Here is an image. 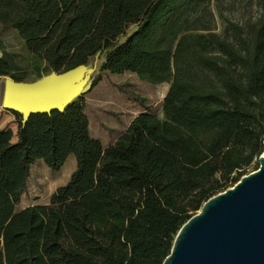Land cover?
<instances>
[{"label": "trees", "instance_id": "1", "mask_svg": "<svg viewBox=\"0 0 264 264\" xmlns=\"http://www.w3.org/2000/svg\"><path fill=\"white\" fill-rule=\"evenodd\" d=\"M103 52L102 72L170 84L162 116L143 112L105 148L83 96L26 126L13 112L18 141L0 127V264H164L183 225L264 154V0H0V79ZM71 156L50 203L17 212L32 167L59 172Z\"/></svg>", "mask_w": 264, "mask_h": 264}, {"label": "water", "instance_id": "2", "mask_svg": "<svg viewBox=\"0 0 264 264\" xmlns=\"http://www.w3.org/2000/svg\"><path fill=\"white\" fill-rule=\"evenodd\" d=\"M93 69L80 66L34 82L5 77L2 109L21 116L63 112L83 94ZM164 264H264V154L258 170L204 203L176 236Z\"/></svg>", "mask_w": 264, "mask_h": 264}, {"label": "rangeland", "instance_id": "3", "mask_svg": "<svg viewBox=\"0 0 264 264\" xmlns=\"http://www.w3.org/2000/svg\"><path fill=\"white\" fill-rule=\"evenodd\" d=\"M136 30L137 28H133L129 35ZM125 40L126 37H123L119 43ZM5 42L9 49L20 50L22 47L15 33L6 35ZM105 55L106 53L103 52L87 65L88 69H93V72L89 74L87 85L90 83L93 85L91 90L82 96L85 102V113L90 120L91 134L107 148L115 143L132 121L143 112L148 111L162 116L163 100L170 84L145 82L133 73L114 75L102 72ZM4 91L5 78H1V107ZM258 166L259 161H255L249 168L248 174L256 171ZM76 167L75 157H72L59 172L51 171L42 161L37 162L31 169L28 189L22 196L17 212L31 206L48 205L53 193L70 180Z\"/></svg>", "mask_w": 264, "mask_h": 264}, {"label": "crops", "instance_id": "4", "mask_svg": "<svg viewBox=\"0 0 264 264\" xmlns=\"http://www.w3.org/2000/svg\"><path fill=\"white\" fill-rule=\"evenodd\" d=\"M0 127L1 129H5V130H12L13 131V139H12V142L13 143H16L18 141V131H19V121L17 120V116L11 112V111H6V110H3L2 107L0 106ZM72 157L74 156H71L68 161L70 159H72ZM67 161V162H68ZM66 162V163H67ZM66 165V164H65ZM64 165V166H65ZM64 168V167H63ZM76 170V169H75ZM74 173V172H73ZM72 176V175H71ZM62 178V177H61ZM71 178V177H70ZM65 180V179H63ZM69 182V181H68ZM67 182V183H68ZM67 183H64V185H66ZM62 185V186H64ZM61 187V186H60ZM59 188V187H58ZM57 188V189H58ZM55 193V192H54ZM53 193V194H54ZM26 209V208H25ZM24 210V209H23ZM22 211V210H21Z\"/></svg>", "mask_w": 264, "mask_h": 264}]
</instances>
